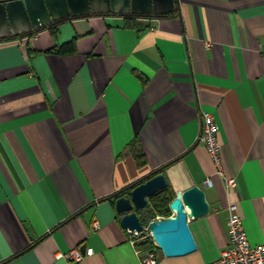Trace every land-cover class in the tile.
Returning a JSON list of instances; mask_svg holds the SVG:
<instances>
[{
    "label": "crops",
    "instance_id": "obj_1",
    "mask_svg": "<svg viewBox=\"0 0 264 264\" xmlns=\"http://www.w3.org/2000/svg\"><path fill=\"white\" fill-rule=\"evenodd\" d=\"M127 16L0 38V264H141L148 251L101 199L173 161L177 196L199 186L210 210L189 221L197 249L159 250V264L218 260L232 202L264 245V0H175L167 15ZM203 112L232 190L198 142ZM77 248L79 263L66 258Z\"/></svg>",
    "mask_w": 264,
    "mask_h": 264
},
{
    "label": "water",
    "instance_id": "obj_2",
    "mask_svg": "<svg viewBox=\"0 0 264 264\" xmlns=\"http://www.w3.org/2000/svg\"><path fill=\"white\" fill-rule=\"evenodd\" d=\"M175 9V0H7L0 2V38L19 37L22 32L33 33L53 22L93 14L167 15ZM168 181L163 173L139 184L128 196L116 201L120 224L134 237L147 232L154 245L166 257L184 256L197 249L189 227L191 219L209 213L206 193L192 186L170 204L172 216L148 219L141 216L149 207V198L165 189Z\"/></svg>",
    "mask_w": 264,
    "mask_h": 264
},
{
    "label": "built area",
    "instance_id": "obj_3",
    "mask_svg": "<svg viewBox=\"0 0 264 264\" xmlns=\"http://www.w3.org/2000/svg\"><path fill=\"white\" fill-rule=\"evenodd\" d=\"M198 142L205 145L215 165L216 173L222 178L225 187L228 190L236 188V180L227 177L225 173L221 157L219 128L214 115L210 112L202 113V126ZM206 183L209 184L210 180H207ZM228 211V246L223 250L221 257L211 264H264V245H252L250 243L244 228L239 205L235 202L230 203ZM99 228L100 226L95 224V229ZM146 233H148L147 229ZM93 251V249H88L85 255H92L94 253ZM158 251V249L148 251L147 256L141 261V264H159L157 256ZM84 257V254L78 248L66 254L67 259L77 263L83 261Z\"/></svg>",
    "mask_w": 264,
    "mask_h": 264
},
{
    "label": "trees",
    "instance_id": "obj_4",
    "mask_svg": "<svg viewBox=\"0 0 264 264\" xmlns=\"http://www.w3.org/2000/svg\"><path fill=\"white\" fill-rule=\"evenodd\" d=\"M127 17L129 19L131 18V20L133 21L135 19V17H138V16L128 15ZM73 19H76V18H73ZM64 21L65 20L59 21V22L52 24V25H50L44 29H54V32H56L55 27H57L59 24H61ZM44 29H41V30H44ZM41 30H36L33 33H37ZM24 35H30V34H23L20 36H24ZM16 38L17 37H10V39H16ZM73 51H75V46H74L73 42L67 43L57 50V52L60 54H67V53H71ZM130 147L132 149V153H133V156H134V159H135L137 165L139 167L145 166L147 163V160H146V155L144 154L141 145L135 141V142L130 144ZM172 163H174V161L166 164L165 166L159 168L158 170L151 172L147 176H144L143 178L135 181L134 183L127 186L126 188H123L122 190L115 192L114 194H112L110 196L102 198L101 201H109L113 204V206L116 207V201L119 198L128 196L130 191L133 190L135 187H137L139 184L153 178L154 176L158 175L159 173L165 174V169L169 165H171ZM176 197H177V194H176L175 190L173 189L172 185L170 184V182L168 181V186L165 189L157 192L155 195L151 196L148 199L149 200V207L147 210H145L142 213L141 216L143 217L144 215H146L145 220H148V219H152V220H154V219H167V218L171 217L172 211L170 209V204ZM70 219H73V217L69 218V220ZM134 242H135L136 247L139 250L151 251L154 249H158L154 245L152 238L150 236H148V233H145V234L138 236V237H134ZM28 249H30V248H27L23 252L27 251ZM18 255H20V254H18Z\"/></svg>",
    "mask_w": 264,
    "mask_h": 264
},
{
    "label": "flooded vegetation",
    "instance_id": "obj_5",
    "mask_svg": "<svg viewBox=\"0 0 264 264\" xmlns=\"http://www.w3.org/2000/svg\"><path fill=\"white\" fill-rule=\"evenodd\" d=\"M4 1H7V0H0V2H4ZM127 15H130V14H127ZM57 22H59V21H57ZM57 22H53L52 24H55V23H57ZM51 24V25H52ZM23 34H32V33H29V32H22L20 35H23ZM10 36H12L11 34H10Z\"/></svg>",
    "mask_w": 264,
    "mask_h": 264
}]
</instances>
